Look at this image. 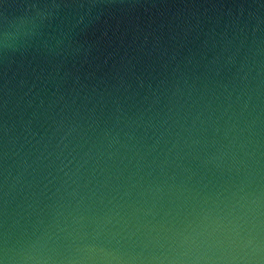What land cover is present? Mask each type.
Listing matches in <instances>:
<instances>
[{
  "label": "water",
  "instance_id": "95a60500",
  "mask_svg": "<svg viewBox=\"0 0 264 264\" xmlns=\"http://www.w3.org/2000/svg\"><path fill=\"white\" fill-rule=\"evenodd\" d=\"M35 2L0 0V26L22 15ZM56 3V15L41 34L19 51L0 50V223L5 218L3 186L7 170L15 172L30 151L31 162L37 154L33 145L51 136L60 122L83 125V136L74 144L83 143L85 149L99 132H93L88 124L98 121L101 129L122 130V140L124 132L135 135L131 143L143 153L142 146L151 144L154 131L149 118L158 126L169 116L181 119L190 114V126L197 112L210 117L202 126L197 121L200 144L190 150L181 142L178 156L173 155L166 166L169 175L175 174V182L161 176L159 168L148 176L150 169L146 161L139 160L135 149L121 148L112 161L102 158L95 173L91 171L95 161L89 162L86 175L95 177L93 185L107 180L109 187L101 191L104 205L113 210L114 223L120 221L117 228L125 221L129 226L143 224L151 219L152 212L161 216L169 210L173 214L182 212L194 203L197 193L211 194L227 186L228 173L203 161L226 142V117L221 113L241 64L258 66L264 62V0ZM179 130L178 126L172 128L173 132ZM182 135L186 137L187 133ZM21 144L20 155L13 156ZM155 155L148 156L147 161ZM137 161L143 165L140 171L135 167ZM37 171L35 181L39 182L47 169ZM165 180L163 193L139 195L146 191L149 181ZM54 184L55 180L42 194L37 189L35 209H29L23 196L18 195L16 203L20 206L11 205L9 212L14 209L15 214L32 221L36 215L28 217L29 213L36 212L47 220ZM113 189L121 194L131 190L132 197H118L108 204L116 194ZM117 203L122 207H114ZM104 205L95 201L96 208Z\"/></svg>",
  "mask_w": 264,
  "mask_h": 264
},
{
  "label": "clouds",
  "instance_id": "9594fccd",
  "mask_svg": "<svg viewBox=\"0 0 264 264\" xmlns=\"http://www.w3.org/2000/svg\"><path fill=\"white\" fill-rule=\"evenodd\" d=\"M58 7L56 0H36L19 17L5 20L0 26V50L19 51L51 23ZM225 100L227 106L221 115L226 117V142L220 143L203 162L226 171L227 186L211 194L197 193L194 203L182 212L173 214L169 210L162 216L152 212L151 219L135 226L125 221L122 227H116L120 221L114 223L113 210L104 205L101 191L109 187L107 180L93 185L95 177L87 178L86 166L94 160L91 171L95 173L102 158L112 161L121 148L135 149L139 160L146 161L150 169L148 176L159 168L161 176L175 182V174L169 175L166 166L171 164L173 155L178 156L176 150L181 142L190 150L200 144L197 121L202 126L210 117L197 112L190 126V114L181 118L183 123L169 116L158 126L149 118L154 131L151 144L142 146L143 153L131 143L135 135L124 132L122 140V130L101 129L98 121L88 124L93 132H99L85 149L83 143L74 144L83 136L80 122L58 123L51 136L42 137L33 145L37 154L31 162L30 151L24 154L15 172L7 170L0 264H264V62L258 66L241 64ZM173 126L180 130L173 132ZM12 143L15 146V140ZM23 147L21 144L12 155H20ZM153 153L156 155L148 162L147 157ZM160 157L163 159L157 164ZM128 162L131 164L132 160ZM135 167L140 171L143 165L137 161ZM38 169H47V174L36 182ZM53 180L56 184L49 197L53 203L47 220L36 212L28 216L36 215L34 221L18 216L14 209L9 212L11 205L20 206L16 203L18 195L23 196L29 209H35L37 189L42 194ZM166 183L167 180L149 181L146 191L139 195L163 193ZM113 191L116 194L108 204L118 197H132L131 190L122 194L117 189ZM96 200L104 207L96 208ZM114 207L122 205L117 203Z\"/></svg>",
  "mask_w": 264,
  "mask_h": 264
}]
</instances>
